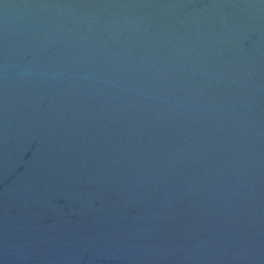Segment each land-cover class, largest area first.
<instances>
[{
	"label": "water",
	"instance_id": "obj_1",
	"mask_svg": "<svg viewBox=\"0 0 264 264\" xmlns=\"http://www.w3.org/2000/svg\"><path fill=\"white\" fill-rule=\"evenodd\" d=\"M0 264H264V0H0Z\"/></svg>",
	"mask_w": 264,
	"mask_h": 264
}]
</instances>
